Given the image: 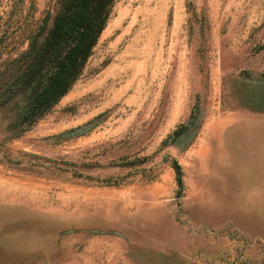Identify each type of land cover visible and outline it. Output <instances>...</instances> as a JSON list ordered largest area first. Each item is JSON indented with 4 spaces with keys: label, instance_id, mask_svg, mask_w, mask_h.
Listing matches in <instances>:
<instances>
[{
    "label": "rangeland",
    "instance_id": "obj_1",
    "mask_svg": "<svg viewBox=\"0 0 264 264\" xmlns=\"http://www.w3.org/2000/svg\"><path fill=\"white\" fill-rule=\"evenodd\" d=\"M62 2L0 0V264H264V0H115L28 119Z\"/></svg>",
    "mask_w": 264,
    "mask_h": 264
},
{
    "label": "trees",
    "instance_id": "obj_2",
    "mask_svg": "<svg viewBox=\"0 0 264 264\" xmlns=\"http://www.w3.org/2000/svg\"><path fill=\"white\" fill-rule=\"evenodd\" d=\"M115 0H63L47 30V21L31 41L27 65L13 85L30 90L25 118L39 119L73 87L107 26ZM47 31V32H46ZM181 194L183 169L174 161Z\"/></svg>",
    "mask_w": 264,
    "mask_h": 264
}]
</instances>
